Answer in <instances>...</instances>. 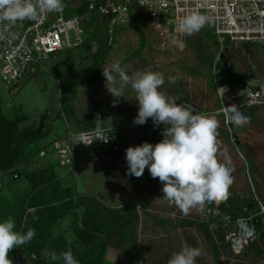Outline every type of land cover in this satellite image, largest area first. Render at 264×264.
Listing matches in <instances>:
<instances>
[{
	"label": "rangeland",
	"instance_id": "374dc122",
	"mask_svg": "<svg viewBox=\"0 0 264 264\" xmlns=\"http://www.w3.org/2000/svg\"><path fill=\"white\" fill-rule=\"evenodd\" d=\"M94 19L95 24L88 26V47L58 53L46 62L47 69L26 79L17 89L7 90L0 78V106L8 117L22 114L37 127L52 126L42 142H32L26 148L22 158L26 166H20L15 155L6 159L7 168L1 164L3 194L33 193L35 185L40 187L47 178L37 175L36 170L52 166L61 186L72 188L77 197L89 196L96 217L112 226L105 237L106 264H168L184 246L201 251L196 264H217L204 230L196 225L181 226L179 220L206 224L224 264H264V231L257 234L251 226L255 214L249 207L238 210L242 217L235 223L231 210L223 211L222 201L190 209L184 215L163 199L161 182L151 177L147 167L140 177L126 174L125 149L143 142L155 144L162 139L164 126H154L151 118L143 125L134 124L138 112L135 92L129 87L125 97H113L102 74V68L114 61H119L129 75L148 70L162 73L165 83L160 90L166 96L191 105L194 113L217 120L216 159L230 169L233 178L228 196L241 201L242 196H250L251 189L261 207L264 107L243 112L249 123L230 128L223 110L233 106L231 99L238 89L233 90L229 84L238 76L252 86L264 84V45H235L230 41L222 44L211 23L192 35L169 37L158 27L160 17L150 12L142 14L136 8L114 27L113 33L105 19L98 15ZM95 32L97 37H93ZM88 67L91 72H86ZM169 77H176L175 83L170 84ZM88 126V130L117 126L118 140L108 149H79L71 166H59L55 139L63 138L68 129L84 131ZM224 130L234 139L228 140ZM251 157L259 171L257 190L249 172ZM128 204L136 206L127 210ZM29 213L33 215L35 208H30ZM119 219L124 223L121 229L117 226ZM87 223L85 208H78L75 215L58 221L54 232L63 235L69 244L76 239L75 228H85ZM243 223L254 230L244 237ZM240 237L243 247L236 248L233 239ZM18 256L20 264H34L37 259L35 252Z\"/></svg>",
	"mask_w": 264,
	"mask_h": 264
},
{
	"label": "clouds",
	"instance_id": "9594fccd",
	"mask_svg": "<svg viewBox=\"0 0 264 264\" xmlns=\"http://www.w3.org/2000/svg\"><path fill=\"white\" fill-rule=\"evenodd\" d=\"M62 0H0V22L16 24L24 20L35 21L42 11L62 13ZM210 23L208 16L192 13L181 19L179 30L186 35L198 32ZM183 47L182 42H179ZM107 90L113 97H125L130 87L135 92L138 105L133 123L145 124L149 118L154 126L163 125L162 139L155 144L143 142L125 149L126 174L140 177L147 167L152 178L161 182L162 197L174 204L182 214L205 204H218L226 200L233 183L229 168L218 163L216 119L206 114L194 113L191 105L179 104L176 98L166 96L160 89L165 77L157 71H137L129 75L119 61L102 68ZM176 77H169L175 83ZM230 122L235 126L249 123L248 118L236 107H229ZM264 210V209H262ZM15 229L9 216L0 219V264H13L8 253L11 249L27 244L35 236L34 229L26 233ZM201 251L190 246L182 247L168 260V264H196ZM52 262L79 264L71 249L44 253Z\"/></svg>",
	"mask_w": 264,
	"mask_h": 264
},
{
	"label": "built area",
	"instance_id": "2783aa9c",
	"mask_svg": "<svg viewBox=\"0 0 264 264\" xmlns=\"http://www.w3.org/2000/svg\"><path fill=\"white\" fill-rule=\"evenodd\" d=\"M62 13L42 11L37 20L18 21L12 25L0 22V78L5 88L17 89L22 83L36 77L45 69L46 62L63 51L74 52L84 45L87 32L86 16L73 12L86 4L88 16H100L109 23L112 33L116 25L125 21L134 9L150 12L161 18L158 27L169 37L184 36L180 21L192 13L209 17L214 33L224 44H264V0H62ZM73 12V13H72ZM111 33V34H112ZM233 107L243 110L264 106V84L249 85L233 96ZM227 126L232 113L224 107ZM119 127H101L89 131L67 130L63 138L55 139L56 161L68 167L74 162L79 149L111 148L118 140ZM261 213L264 206L261 204ZM240 239V238H239ZM233 239L234 241L239 240ZM243 247V243L241 244Z\"/></svg>",
	"mask_w": 264,
	"mask_h": 264
},
{
	"label": "trees",
	"instance_id": "16d2710c",
	"mask_svg": "<svg viewBox=\"0 0 264 264\" xmlns=\"http://www.w3.org/2000/svg\"><path fill=\"white\" fill-rule=\"evenodd\" d=\"M87 9L86 4H81L73 11L84 17L86 16L83 23L88 37L82 46L83 48L91 44L89 41L91 34L88 26L89 24H95V15L93 14H91L92 21L89 22L91 19L89 20ZM93 37H97L96 32ZM229 85L233 90H243L248 86V83L245 79L238 78L231 81ZM229 107H233L232 104ZM27 121V116L22 114L11 118L8 117L0 106V219L11 216L15 221L14 230L21 233H26L28 229L35 230V236L30 242L22 246H17L9 251L8 255L10 259L13 264H20V257L18 255L23 253L30 255L35 252L37 259L34 261V264H63L62 260L52 262L50 259L45 258L44 253L55 252L59 256L60 253L70 248L74 257L79 261V264H105V237L110 233L112 226L103 224L96 217L89 196L79 195L77 197L75 195L76 192H74L72 188H63L58 179L55 178L56 176L52 166H46L36 170V173H38L37 175H42L47 178H45L46 181L40 187L37 188L35 185V191L33 193L19 194L16 192V194L12 196L3 194L5 189L3 188L4 182L1 164L7 168L6 159L15 155L16 159L19 158V165L26 166L25 160L23 161V156L27 150L26 148H28L32 142H42L50 133V129L47 127H26ZM101 127L103 126L99 128ZM86 128L87 130L84 131H89L88 129L90 127L88 126ZM222 132L226 135L228 140L233 138L229 131L224 130ZM46 147H48V145ZM249 160V172L257 190L258 167L253 157L249 158ZM37 175L36 178L38 177ZM249 193L250 196H242L240 199L241 201H237L228 196L226 200L222 201L221 207L224 212H229L231 210L230 214L233 217L234 223L242 217V213L238 210H241L243 206L252 209L255 215L254 218L250 220V223L258 234L264 231V214L261 213V209L251 189H249ZM262 204H264V200ZM134 206L136 205L128 204L125 209L130 210ZM30 208H35V213L33 215L29 213ZM78 208H85L88 223L85 228H75L76 239L66 244L65 237L61 234H55L54 227L58 221L64 219L66 216L70 214L75 215V211L78 210ZM178 224L181 226L190 224L201 227L214 251L217 264H224L220 260L219 250L213 233L208 229L206 224L192 220H179ZM117 226H119L120 229L124 226L121 219L117 222ZM19 251L20 253H18Z\"/></svg>",
	"mask_w": 264,
	"mask_h": 264
},
{
	"label": "crops",
	"instance_id": "0c3cea01",
	"mask_svg": "<svg viewBox=\"0 0 264 264\" xmlns=\"http://www.w3.org/2000/svg\"><path fill=\"white\" fill-rule=\"evenodd\" d=\"M226 41H229V40H226ZM226 41H225V43H226ZM241 45H264V44H241ZM54 57H55V56H54ZM52 58H53V57H52ZM52 58H51V59H52ZM51 59H49V60H51ZM49 60H48V61H49ZM59 63H60V62H59ZM45 68H46V66H45ZM90 68H91V67H88V68L86 69V72H91V71H90ZM46 69H47V68H46ZM44 70H45V69H44ZM44 70H42L41 73H42ZM49 72H50V71H49ZM86 72H85V73H86ZM238 77H239V78H243V79H245L244 77H241V76H238ZM245 81L248 83V86L251 85V84H249V82H248L246 79H245ZM3 85H4V84H3ZM4 87H5V85H4ZM7 90H8V89H7ZM60 93H61V92H60ZM259 107L261 108V107H264V106L250 107V108H248V109L243 110V111H242V114H243V112L245 113L247 110H249V109H251V108H252V109H255V108H259ZM3 111H4V110H3ZM4 113H5V112H4ZM5 114H6V113H5ZM14 116H16V115H14ZM14 116H12V117H14ZM50 125H51V124H50ZM28 126H32V127H34V128H38L37 126H35V125H33V124L30 123V118H29V120H28L27 123H26V127H28ZM51 127H52V126H49V125L47 126L48 129H50ZM80 127H81V126L77 125V128H80ZM68 128H71V127L69 126ZM81 128L83 129V127H81ZM82 129H81V131H82ZM68 130H73V129H68ZM78 131H80V130H78ZM105 264H106V259H105Z\"/></svg>",
	"mask_w": 264,
	"mask_h": 264
},
{
	"label": "water",
	"instance_id": "95a60500",
	"mask_svg": "<svg viewBox=\"0 0 264 264\" xmlns=\"http://www.w3.org/2000/svg\"><path fill=\"white\" fill-rule=\"evenodd\" d=\"M241 231L243 232V236H244V233L245 232L251 233L254 230H252L247 224L243 223L242 228H241ZM241 244H242L241 237H240L239 240H237V241L234 242V246L236 248H239Z\"/></svg>",
	"mask_w": 264,
	"mask_h": 264
},
{
	"label": "bare ground",
	"instance_id": "6f19581e",
	"mask_svg": "<svg viewBox=\"0 0 264 264\" xmlns=\"http://www.w3.org/2000/svg\"><path fill=\"white\" fill-rule=\"evenodd\" d=\"M248 232H245L244 235H247ZM244 237V236H243Z\"/></svg>",
	"mask_w": 264,
	"mask_h": 264
}]
</instances>
